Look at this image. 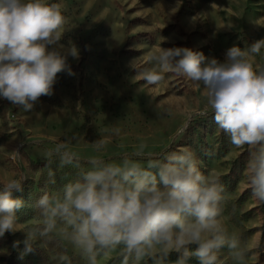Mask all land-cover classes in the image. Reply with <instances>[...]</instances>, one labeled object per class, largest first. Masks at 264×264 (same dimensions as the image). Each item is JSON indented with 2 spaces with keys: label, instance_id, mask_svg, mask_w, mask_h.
I'll use <instances>...</instances> for the list:
<instances>
[{
  "label": "rangeland",
  "instance_id": "obj_1",
  "mask_svg": "<svg viewBox=\"0 0 264 264\" xmlns=\"http://www.w3.org/2000/svg\"><path fill=\"white\" fill-rule=\"evenodd\" d=\"M48 2L59 3L66 18L61 43L74 44L80 55L68 58L74 75L59 73L53 94L42 96L33 111L0 98V186L25 178L23 192L15 194L24 201L18 231L0 236V264H58L61 254L70 264H86L56 238L41 239L22 257L24 230L37 217L35 200L79 176L75 167H60L55 155L49 157L59 143L80 155L82 167L92 155L119 163L125 156L146 161L193 152L200 171L220 179L227 197L222 221L247 243V264H264V202L252 196L247 181L248 146H233L217 127L202 84L174 70L164 71L158 84L143 78L146 69L159 70L152 56L161 47H187L222 62L228 48L264 38V0ZM250 59L264 66V50ZM100 139L105 146L96 152L92 145ZM140 144L146 145L145 155L136 157ZM122 259L117 250L100 255L98 264ZM176 259V253L167 258L169 264ZM188 264L198 262L192 257ZM219 264H235L227 248L220 250Z\"/></svg>",
  "mask_w": 264,
  "mask_h": 264
},
{
  "label": "clouds",
  "instance_id": "obj_2",
  "mask_svg": "<svg viewBox=\"0 0 264 264\" xmlns=\"http://www.w3.org/2000/svg\"><path fill=\"white\" fill-rule=\"evenodd\" d=\"M65 23L59 3L0 0V98L31 112L42 96L53 94L59 73L74 75L68 58L79 59L80 53L74 44L61 43ZM262 50L264 38L246 48L232 46L221 62L191 48L161 47L152 56L159 70L143 73L149 84L174 70L204 86L217 127L233 146L249 148L247 181L259 202H264V66H255L250 57ZM104 146L103 139L92 145L96 152ZM145 149L140 144L134 155L143 157ZM48 155H55L60 167L78 169L79 176L35 200L37 217L24 230L22 257L41 239L56 238L86 264H98L100 255L117 250L121 264H169L172 253L177 259L170 264H188L192 257L198 264H219L223 248L235 264H247V243L222 221L227 197L220 179L203 174L193 152L146 161L125 156L119 163L92 155L87 167L68 143L57 144ZM24 182L11 178L0 186V236L18 231L24 201L15 194L23 192ZM58 264H70L69 257L59 255Z\"/></svg>",
  "mask_w": 264,
  "mask_h": 264
}]
</instances>
